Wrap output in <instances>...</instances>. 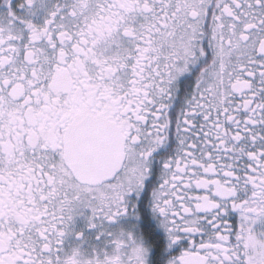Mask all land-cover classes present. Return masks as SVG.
<instances>
[{
  "label": "snow or ice",
  "instance_id": "6c2138e0",
  "mask_svg": "<svg viewBox=\"0 0 264 264\" xmlns=\"http://www.w3.org/2000/svg\"><path fill=\"white\" fill-rule=\"evenodd\" d=\"M0 264H264V0H0Z\"/></svg>",
  "mask_w": 264,
  "mask_h": 264
}]
</instances>
